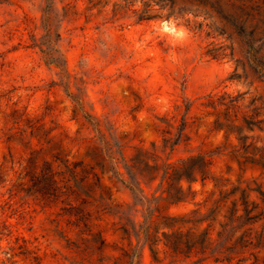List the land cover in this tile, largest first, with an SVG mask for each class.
Listing matches in <instances>:
<instances>
[{
  "label": "rangeland",
  "instance_id": "obj_1",
  "mask_svg": "<svg viewBox=\"0 0 264 264\" xmlns=\"http://www.w3.org/2000/svg\"><path fill=\"white\" fill-rule=\"evenodd\" d=\"M190 1L207 15L140 21L133 0H0V264H228L217 234L230 202L264 191V0L176 9ZM18 125L25 140L6 142ZM58 160L78 166L77 191ZM46 165L60 175L43 198L30 176ZM182 165L206 174L178 184ZM179 187L182 202L164 199ZM163 217L200 222L168 231ZM163 232L182 245L161 240L154 261L145 238Z\"/></svg>",
  "mask_w": 264,
  "mask_h": 264
},
{
  "label": "trees",
  "instance_id": "obj_2",
  "mask_svg": "<svg viewBox=\"0 0 264 264\" xmlns=\"http://www.w3.org/2000/svg\"><path fill=\"white\" fill-rule=\"evenodd\" d=\"M49 1V0H46ZM199 1V5L207 8L212 7L211 2L213 0H195ZM141 3V9L134 13L137 14L138 19L142 20H151V19H178L180 14L192 13L194 16H197L199 13H205L207 15L208 10H199L194 11L192 9L194 3L191 1L188 2V6H183L182 9H176L175 0H133V3ZM248 17L249 14H246ZM234 29H237L233 25ZM242 31L250 30L249 37H255L257 27H249L244 22L241 25ZM17 123V122H16ZM17 125V124H15ZM29 129H33V127ZM13 137H18V141L22 142L25 140V131L22 128L16 127L14 129H9L7 136H5L6 142L13 140ZM31 137L32 134H31ZM208 165V162L204 167ZM77 165L69 164L67 161H59L56 168L63 170V175H67L62 178L64 187L75 192L80 187V182L84 178H77ZM206 169V168H204ZM197 174H206V170H201L199 168H185L183 165L179 168H172V176L175 179V182L180 184L182 181L191 182L196 178ZM56 175H60L59 172H55L51 167L45 166L40 173V175L30 176L31 181L40 180L42 184L41 190L36 192L40 194L43 198H46L49 195V191H52V186L57 184ZM56 188V187H55ZM255 191L259 198L256 201H249L248 196L244 193V190L240 192V198L238 200H232L230 202V207L227 211V216L225 221L220 225V231L217 234V241L220 249V253L224 255L223 260L228 264H231L232 261L236 260L237 264L246 263L248 264H264V254L260 257L261 252H264V191L261 188H256ZM166 201L171 203L182 202L186 197L184 195L183 189L179 187L174 193L169 190L165 191ZM10 199L12 200L15 195L11 191L9 192ZM50 196V195H49ZM5 202V200H4ZM220 201L216 202L218 206ZM162 226L164 229L170 231L177 226H181L184 223H195L200 221H191L185 220L183 217H163ZM149 221V216L146 217L144 225H147ZM147 226L144 229L146 233ZM179 233H167L163 232L161 234V239L156 237H147L145 238L151 257L154 261L157 259L158 251L156 249L157 245L162 240V245L164 248L170 250L171 252L177 254L179 253L181 242L179 241ZM191 235L188 237L189 249H193L196 245V242L191 240Z\"/></svg>",
  "mask_w": 264,
  "mask_h": 264
}]
</instances>
